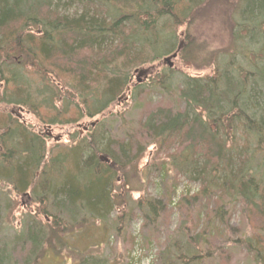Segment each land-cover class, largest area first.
I'll use <instances>...</instances> for the list:
<instances>
[{
	"label": "trees",
	"instance_id": "16d2710c",
	"mask_svg": "<svg viewBox=\"0 0 264 264\" xmlns=\"http://www.w3.org/2000/svg\"><path fill=\"white\" fill-rule=\"evenodd\" d=\"M204 1L0 0V104H31L50 124L61 123L50 103L63 89L93 118L127 90L129 71L179 49L185 65L200 63L211 68L210 75L175 78L181 74L167 69L157 77L152 87L168 94L176 86L182 108L157 107L143 122L140 137L151 145H180L170 157L177 174L199 171L208 191L227 192L230 201H242L245 217L264 223V162L254 153L252 168L240 169L241 155L250 151L235 144L236 135L244 134L264 154V0H237L229 49L205 55L193 50L195 40L187 30ZM240 100L247 102L244 114ZM91 133L52 154L21 123L0 114V187L8 186L9 195H29L41 205L42 218L50 219L49 225L29 221L12 241L0 240V264H36L48 235L63 244L58 238L67 226L83 220L92 226L103 223L125 206L117 176L132 170L143 174L145 140L133 136L120 144L97 130ZM101 155L113 166L101 162ZM165 167L160 164L150 174L165 178ZM152 199L136 205L151 221L161 210L160 199ZM2 201L0 196V226L9 211ZM250 247L264 258V237L252 240ZM172 250L181 256L178 244L170 243L164 264H171ZM78 264L105 260L84 255Z\"/></svg>",
	"mask_w": 264,
	"mask_h": 264
},
{
	"label": "rangeland",
	"instance_id": "374dc122",
	"mask_svg": "<svg viewBox=\"0 0 264 264\" xmlns=\"http://www.w3.org/2000/svg\"><path fill=\"white\" fill-rule=\"evenodd\" d=\"M236 2L205 0L200 5V12L194 16L191 26L187 27L195 40L197 49L193 47V50L196 53L205 55L229 49L231 16ZM73 11L69 10L70 13ZM178 54L170 60L171 67L163 60L167 58L165 56L157 63L129 71L127 90L99 116L86 117L82 102H71L70 93L63 89L61 96L58 95L50 103L57 112L55 118L57 115L61 117V123L50 124L44 118V112L36 111L37 115L33 112L31 104L26 107L0 104V114L21 123L27 131L39 137L45 149L52 154L61 148L73 147L76 142L85 139L92 129L120 144H126L128 138L133 136L139 137V141L145 140L140 137L143 136L142 124L152 111L159 106L173 110L182 108L177 100L176 86L168 94L152 87L157 77L162 76L167 69L181 74L175 78L210 75L211 68L200 63L187 66ZM48 133L51 136H47ZM54 138L59 140L56 142ZM70 139L74 142L70 143ZM151 143L141 141L146 147L147 156V168H143V174L132 170L126 176L119 174L117 178L121 186L118 195L124 200L125 206L117 207L103 223L96 222L92 226L91 222L83 220L77 225L67 226V230L58 238L63 239V244L57 242V237L48 235L49 244L43 248L36 264H78L84 255L103 259L105 264H164V251L168 244L174 242L182 250L181 256L176 253L177 250L171 251V264H264V258H258L257 251L250 247L252 240L264 237V223L254 216L245 217L241 200L230 201L227 192L208 191L206 180H203L199 171H195L194 176L177 174L171 168L170 157L174 154L173 150L182 149L180 145L174 143L161 147L157 142L154 145ZM160 164L166 166L165 178L157 173H154L155 176L150 174ZM123 183L128 186L123 188ZM1 185L0 196L9 209L0 226L1 241H12L30 222L35 225L50 224V219L42 218L38 209L39 206L42 208L41 205L34 203L29 195H9L8 186ZM152 198L160 199L161 210L151 221L136 209V205L142 199ZM125 213L128 216L122 217ZM216 216H221L222 222L215 223Z\"/></svg>",
	"mask_w": 264,
	"mask_h": 264
},
{
	"label": "bare ground",
	"instance_id": "6f19581e",
	"mask_svg": "<svg viewBox=\"0 0 264 264\" xmlns=\"http://www.w3.org/2000/svg\"><path fill=\"white\" fill-rule=\"evenodd\" d=\"M164 60V59H163ZM247 102L245 100H240L239 104H238V109H240V111H244V108L246 105ZM13 107H20L19 105H16V106H13ZM245 111L242 113L244 114ZM234 122L235 121H232L231 123L234 125ZM238 125L240 126L241 123L240 122H237ZM236 137L238 139H235L236 140V143L235 144H238V146H241V150L244 151V150H248L250 151V153L244 158V154H242V158L243 159L241 162H239L240 164V169H251L252 166H253V161H252V158H250L251 155H253L254 153H256L259 158H258V161H260L262 159V162H264V154L258 149L257 147V144L254 143V141L252 139H250V137H247L246 135L244 134H237ZM234 140V139H233ZM229 139L226 140V142L228 143ZM230 144V143H229ZM99 159L101 162L105 163V164H109L110 166H113V163L110 162V160L107 158V156H99ZM246 164V165H245ZM41 174V173H38L36 177H39L38 175ZM119 176V175H118ZM117 176V178H118ZM118 182V180L116 181ZM118 184V183H117Z\"/></svg>",
	"mask_w": 264,
	"mask_h": 264
},
{
	"label": "water",
	"instance_id": "95a60500",
	"mask_svg": "<svg viewBox=\"0 0 264 264\" xmlns=\"http://www.w3.org/2000/svg\"><path fill=\"white\" fill-rule=\"evenodd\" d=\"M178 51H179V49H178ZM178 51L176 53L172 54L170 57H167L164 59V61L169 64V67H171L170 60L175 59L177 57ZM139 73H143V72H139ZM11 114H13V111H11ZM91 127H93V124H91ZM84 130H86V128H84ZM47 136H51V134L48 133ZM58 140H59L58 138H54V141L57 142Z\"/></svg>",
	"mask_w": 264,
	"mask_h": 264
}]
</instances>
